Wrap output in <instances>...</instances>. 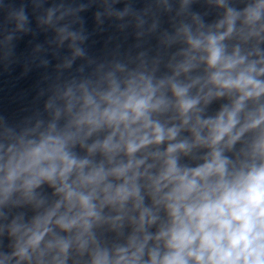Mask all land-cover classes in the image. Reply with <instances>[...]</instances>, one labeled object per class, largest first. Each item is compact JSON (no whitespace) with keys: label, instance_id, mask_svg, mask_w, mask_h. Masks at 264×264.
<instances>
[{"label":"clouds","instance_id":"clouds-1","mask_svg":"<svg viewBox=\"0 0 264 264\" xmlns=\"http://www.w3.org/2000/svg\"><path fill=\"white\" fill-rule=\"evenodd\" d=\"M21 62L0 264H264V0H0Z\"/></svg>","mask_w":264,"mask_h":264}]
</instances>
